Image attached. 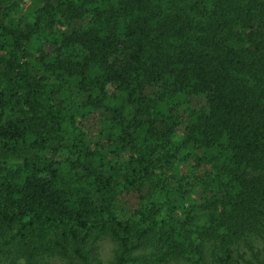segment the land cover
Segmentation results:
<instances>
[{"label":"trees","instance_id":"16d2710c","mask_svg":"<svg viewBox=\"0 0 264 264\" xmlns=\"http://www.w3.org/2000/svg\"><path fill=\"white\" fill-rule=\"evenodd\" d=\"M106 236L111 264H264V0H0V254Z\"/></svg>","mask_w":264,"mask_h":264},{"label":"rangeland","instance_id":"374dc122","mask_svg":"<svg viewBox=\"0 0 264 264\" xmlns=\"http://www.w3.org/2000/svg\"><path fill=\"white\" fill-rule=\"evenodd\" d=\"M27 10L23 5H19L18 8H16L13 11V20L14 23L19 24L22 20H24L29 15L26 14ZM256 242V241H255ZM256 245L259 246V243L257 242ZM115 243L114 241L106 236L104 239H102L100 242L97 243V246L92 250L91 257L93 264H111L113 259L115 258ZM45 260L50 261L56 264H72V260L68 258L61 257L59 255H50L49 252H45ZM246 257L250 258L249 252ZM9 259H6V257L2 254H0V264H8ZM22 262L20 261L19 264ZM79 260H76L75 264H79ZM170 264H194L193 260L187 259L184 256L178 257L171 261Z\"/></svg>","mask_w":264,"mask_h":264}]
</instances>
